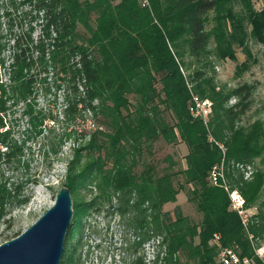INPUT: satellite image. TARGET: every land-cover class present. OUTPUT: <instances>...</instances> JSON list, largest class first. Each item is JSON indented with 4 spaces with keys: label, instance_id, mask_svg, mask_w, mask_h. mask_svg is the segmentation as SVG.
Masks as SVG:
<instances>
[{
    "label": "trees",
    "instance_id": "1",
    "mask_svg": "<svg viewBox=\"0 0 264 264\" xmlns=\"http://www.w3.org/2000/svg\"><path fill=\"white\" fill-rule=\"evenodd\" d=\"M254 1L147 0L143 7L139 0H18L26 25L22 40L11 41L7 84L0 83V130L5 112L19 104L30 130L39 128L43 117L33 108L35 87L49 74L60 77L62 118L76 123L90 112L98 122L94 131L80 133L89 140L68 163L69 194L94 180L109 202L119 193L115 211L143 215L140 244L156 238L153 264H220V248L264 264L255 254L264 243V171L245 177L250 165L263 160L264 122L242 123L255 86L216 89L207 73L216 61H234L235 47L250 57L249 38L264 45V4L257 11ZM248 68L245 61L236 74ZM194 95L212 103L206 122L195 115ZM232 98L236 103L229 106ZM159 142L185 146V168L177 169L171 156L163 168L146 162L143 155H151ZM21 155L9 130L0 131V164L19 163ZM214 169L222 170L228 192L239 193L245 209L256 208L246 226L222 181L213 183ZM6 184L0 175V221L6 204L28 200L17 199L19 185L9 190ZM181 191L198 221L178 205L172 213L163 211ZM71 209L58 264H79L78 238L70 242L76 206ZM146 217L152 221L147 235ZM214 236L220 237L219 246L212 243ZM133 264L143 263L140 258Z\"/></svg>",
    "mask_w": 264,
    "mask_h": 264
},
{
    "label": "rangeland",
    "instance_id": "2",
    "mask_svg": "<svg viewBox=\"0 0 264 264\" xmlns=\"http://www.w3.org/2000/svg\"><path fill=\"white\" fill-rule=\"evenodd\" d=\"M17 1L0 0V59L3 61V66L0 67V83L5 85L7 84V65L11 55V41L22 40L26 25V20L21 14L22 8ZM263 4L261 0L254 1L255 10H260ZM37 30L35 27L33 36L37 35ZM246 48L250 57L246 56L241 47H235L234 61H216L213 69H207V73L209 77H212L217 86L216 89L220 90L226 91L246 82L253 84L255 91L252 103L243 116L242 123L249 124L257 119L264 122V45L255 43L249 38ZM245 61L249 68L241 75H237V68L241 67ZM59 78L49 74L43 84L35 87L33 108L43 117L41 126L36 129H39V134L36 130H30L20 104L8 109L3 115L4 129H8L10 138L22 146V155L19 163L0 164V175L6 181V187L9 190L13 186H20L17 199L27 197L28 200L22 205L14 202L6 204L5 216L0 221V244L19 235L52 205L56 191L65 185L64 177L74 152L89 140V136L81 137L80 133L84 131L87 134L98 126L97 120L90 112H86L76 123L62 118L65 86L61 84ZM194 97L198 98L195 95ZM205 101L212 104L209 99ZM235 103L236 99L232 98L228 105L233 106ZM72 129L77 130V133H71ZM53 151L55 152L52 153ZM151 151L152 154L145 153L143 159L155 169L158 166L161 168L167 166L168 163L164 161L167 156H171L177 163V169L185 168L183 159L186 153L185 146H168L159 142L153 145ZM86 158L84 155L82 162H85ZM96 158L95 152L92 159ZM262 158L263 160L257 159L246 169V178L250 177L256 169L264 171V155ZM141 170L139 163L134 172L138 174ZM106 196L107 194H103L99 180H94L70 194L71 207L72 204L76 206L73 215L76 226H74L70 242L78 238L80 245L77 252L78 263L133 264L136 259L141 258L143 264H153L157 251L156 238L145 241L138 250L135 249L136 242L142 240V231L138 230L139 227H135L138 230L135 233L134 222L136 217L142 222L143 215L140 213L138 215L136 211L121 215L115 211L119 205L120 194L112 195L110 202ZM262 198H264V187ZM177 205L184 216L194 221L199 220V215L194 206L187 202L183 191L177 195L176 202L166 204L163 211L172 213ZM244 208L245 205H243ZM94 210H99V213H95ZM256 213V208L245 209L243 218H250ZM146 222L148 224L146 223L145 235L152 225L149 217H146ZM255 248L256 256L264 260V243Z\"/></svg>",
    "mask_w": 264,
    "mask_h": 264
},
{
    "label": "water",
    "instance_id": "3",
    "mask_svg": "<svg viewBox=\"0 0 264 264\" xmlns=\"http://www.w3.org/2000/svg\"><path fill=\"white\" fill-rule=\"evenodd\" d=\"M71 217L69 190L60 187L47 210L19 235L0 244V264H58Z\"/></svg>",
    "mask_w": 264,
    "mask_h": 264
},
{
    "label": "built area",
    "instance_id": "4",
    "mask_svg": "<svg viewBox=\"0 0 264 264\" xmlns=\"http://www.w3.org/2000/svg\"><path fill=\"white\" fill-rule=\"evenodd\" d=\"M143 7L148 6L147 0H139ZM193 102L195 104V115L200 116L205 122L208 120V116L210 114V103L207 101H200L198 98L193 97ZM212 181L213 183H218L219 180L222 181L223 185L226 187L224 183V179L222 177V170L214 169L212 171ZM225 190L228 192V188ZM229 199L231 202V207L238 213L241 218L242 224L244 226L247 225L249 217L244 219L245 208L243 209L244 199L240 196L236 191L228 192ZM212 243L219 246L220 237L214 236ZM256 254V250H255ZM217 261L220 264H254L253 261L249 258H241L236 251L230 248H220Z\"/></svg>",
    "mask_w": 264,
    "mask_h": 264
},
{
    "label": "flooded vegetation",
    "instance_id": "5",
    "mask_svg": "<svg viewBox=\"0 0 264 264\" xmlns=\"http://www.w3.org/2000/svg\"><path fill=\"white\" fill-rule=\"evenodd\" d=\"M94 212L98 214L99 213V210H94ZM136 213L139 215V213H140L139 210L138 211L136 210ZM140 226H141V219H137V217H136V221L134 222V228L135 227L137 228V227H140ZM136 228L134 229V231L136 230L135 233H137V229ZM152 239H153V236L151 237V240ZM79 246L80 245H79V242H78L77 249H76V256H77V252H78ZM139 247H141L140 241L139 242H136L135 249L138 250ZM77 259H78V256H77ZM136 261L140 262V258L136 259Z\"/></svg>",
    "mask_w": 264,
    "mask_h": 264
}]
</instances>
